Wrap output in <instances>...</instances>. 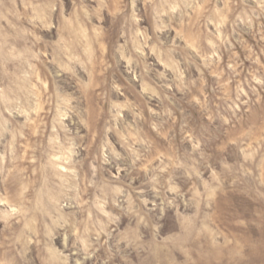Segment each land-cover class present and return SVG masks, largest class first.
I'll return each instance as SVG.
<instances>
[{
  "label": "rangeland",
  "instance_id": "1",
  "mask_svg": "<svg viewBox=\"0 0 264 264\" xmlns=\"http://www.w3.org/2000/svg\"><path fill=\"white\" fill-rule=\"evenodd\" d=\"M0 264H264V0H0Z\"/></svg>",
  "mask_w": 264,
  "mask_h": 264
}]
</instances>
